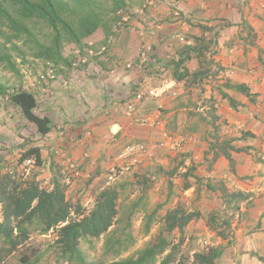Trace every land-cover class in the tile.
<instances>
[{
  "label": "crops",
  "instance_id": "crops-1",
  "mask_svg": "<svg viewBox=\"0 0 264 264\" xmlns=\"http://www.w3.org/2000/svg\"><path fill=\"white\" fill-rule=\"evenodd\" d=\"M147 12L156 24L144 22L135 15L117 34L110 36L109 31L97 29L91 35L95 40L101 32L103 39L99 43L108 42L106 56L90 57V65L100 70L103 77L79 79L81 87L77 97L84 102L71 99L68 104L72 108L70 122L56 120L51 108L43 110L49 106L43 99L41 110L50 118L51 131L36 142L42 147L37 177L51 178L57 167L62 172L56 152L68 146L76 167L66 193L71 202L82 204L84 199L86 206L93 201L88 208L93 207L96 195L106 186L119 192L118 203L120 198L131 196L133 206L143 199V207H136L139 213L152 203L154 210H168L179 205L187 210L196 209L199 217L184 229L194 246L206 243L212 247L223 246L221 259L230 257L232 264H236L234 261L263 264L251 254L257 252L261 256L264 251V0H155ZM242 21L252 31L250 40ZM202 26L213 28L202 31ZM179 36L186 38L188 45L195 44V37L211 39L215 51L211 56L213 66L219 71L216 74L209 71L207 76L199 72L208 59V47L197 56L190 54L186 65L188 74L181 80L175 79L169 65L166 77L170 78V88L158 98L144 97L140 101L143 112L154 108L161 110V124H138L133 120L136 112L127 113L125 103L142 84L152 86L163 81L159 80V63L177 60L187 47L179 41ZM138 45L148 52L149 67L137 64ZM194 73L196 79L202 77L198 84L188 79ZM171 88L177 90L178 96H170ZM89 101H98V106L92 109ZM212 115L220 127V141L243 134L232 142L238 149L229 150L232 168L222 152L219 151L215 158L207 154L212 140ZM163 130L182 135L184 141L180 151L154 146L153 142L161 138ZM139 140L148 145L150 154H139V166L107 182L105 175L111 166V156L115 157L124 143ZM190 167L193 169L185 178ZM197 178L203 184L219 180V184L230 191L250 192L240 207V215L235 214L231 220V236L222 238L208 230L206 218L221 207L220 192L195 182ZM169 179L173 183L170 194ZM185 182L189 183L187 187H184ZM130 184L137 193H127ZM158 191L164 193L162 201L156 203L152 196H157ZM122 193L126 194L122 196ZM47 260L57 261L42 258L38 262Z\"/></svg>",
  "mask_w": 264,
  "mask_h": 264
},
{
  "label": "trees",
  "instance_id": "trees-1",
  "mask_svg": "<svg viewBox=\"0 0 264 264\" xmlns=\"http://www.w3.org/2000/svg\"><path fill=\"white\" fill-rule=\"evenodd\" d=\"M126 4V0H0V35L4 37L5 42H9L10 49L18 54L23 55V48H26L32 56L43 58L45 61L65 62L67 60L60 53V47L65 39L79 46L81 41L97 28L101 27L107 33L111 23L119 16L118 10L124 9ZM36 23L48 28L46 39H40L37 36L33 26ZM242 25L249 35V40L252 39L249 25L244 22ZM1 26H5L9 32L2 30ZM212 28L202 26V31ZM194 41L193 46L189 45L181 51L177 60H168L162 64L164 69H168L171 64V73L176 75L177 80L187 75L188 70L185 65L190 54L193 56L202 54L212 42L211 39H205L202 36L195 37ZM2 47L0 44V61H5L11 69L17 71L11 59L12 54L3 52ZM206 63L209 64V61ZM207 71L206 66L199 72ZM192 75L194 76L191 78L195 81L196 73ZM200 79L201 77L197 78V80ZM5 91L6 87L0 83V94ZM241 91L247 92V90ZM10 100L13 105L19 107L28 125L33 128L34 137L28 146L24 147L25 143H22L20 153L12 156V159L5 162L3 157L0 158V171L5 168L3 172H0V216L2 217L0 220V264H4L9 255L16 250L21 253L18 258L21 264L27 262L36 264L46 252L57 254L67 261V264H156L157 262L170 264L174 261V249L177 244L165 254L164 252L172 244L171 237L175 231L179 239L185 237L184 229L188 222L199 217L197 210H186L180 205L166 210L160 217L163 220L162 227L152 241L138 248L135 254L117 259L134 240L128 216L121 220L125 221L124 225H121L122 222L117 218L121 208L117 206L119 192L114 188L102 189L96 195L93 207L87 211L80 203H72L66 198V187L57 168L53 170L50 178L52 187L41 186L42 179L37 177L38 169L31 168L26 160L33 158L36 165H40L42 156L40 148L42 147L36 143L38 141L36 135L38 133L45 135L51 131L50 118L36 113V97L31 90L20 88L10 95ZM242 136L243 134L220 141L219 136L212 132L207 154L215 158L219 151L222 152L230 161L232 168L233 162L229 150L238 149L232 145V142ZM205 160L209 159L205 156ZM262 160L264 162V158ZM25 169H28L26 175H24ZM191 169L193 168L190 167L185 172V178L188 176V171L191 173ZM170 175H173V171ZM197 179L195 182L203 184L200 178ZM216 181L218 183L207 181L203 185L212 191L220 192L219 197L223 208L211 212L206 224L210 230L217 231L221 237H226L225 231L230 230L232 216L240 210V204L246 201L250 194L240 190L230 191L224 184H219V180ZM188 184L185 182L184 187ZM167 188L170 194L173 188L170 179L167 181ZM141 200L131 206L130 215L136 213L137 205L143 207ZM155 213L156 211H153V214ZM149 219L152 218L149 217ZM149 224L148 221L143 228L149 229ZM112 225L114 226L110 228ZM51 229L55 232V237L45 250L40 249L41 244L33 246L28 244L31 234L41 236ZM101 235L105 236L103 243L105 251L111 252L115 258L107 262L100 260L87 262L79 246L80 241H87L89 245H92L91 237L98 238ZM223 251V246H220L194 252L190 264H217ZM33 256H35L34 259L30 260ZM258 259L264 263V257L258 256ZM176 264H185V261L178 259Z\"/></svg>",
  "mask_w": 264,
  "mask_h": 264
},
{
  "label": "rangeland",
  "instance_id": "rangeland-1",
  "mask_svg": "<svg viewBox=\"0 0 264 264\" xmlns=\"http://www.w3.org/2000/svg\"><path fill=\"white\" fill-rule=\"evenodd\" d=\"M148 1L149 0H126V6L129 8H139L143 5L149 4ZM33 26L34 31L40 39L47 38L46 35L48 28L46 26H40L39 23L33 24ZM1 28L2 30H6L7 32H9V30H7L5 26H1ZM91 35L85 37L81 41L80 46H77L75 43L67 41L65 39L60 47V53L67 61H61L59 65H53L52 63L47 64L43 58H37L32 56L31 52L28 51L26 48H23V55L16 53L13 49H10L9 42H5L4 37L0 35V44L3 46V52H10L12 54L11 59L15 67L17 68V71H15L14 69H11L5 61H0V83L6 87V92L0 94V158L3 157V161L6 162L9 159H12V156H16L18 153H20L19 147L21 148V144L25 143L26 145L30 143L32 137H34L33 128L28 125V121L21 114L19 107L11 103L8 97L9 94L16 91L18 87L31 90L35 94L36 101L38 102V108H36L37 114L43 115V110L51 108V115L55 117L56 120H65V122L68 123L71 121L70 112L72 108L68 106V104L71 102V99L74 100V102H84L82 101V99H79L77 97V94L80 92L79 88L81 87L79 85V79H82L84 77H97L98 79H100L101 77H103L102 72L96 69L95 67H92L90 64L92 61L91 58H93V56L99 57L107 55H104L106 50L100 51L101 46L104 45L105 42L99 43L103 39V35L101 32H99L95 40L92 38L93 35ZM86 46L92 47L88 48ZM90 55L91 58L89 57ZM83 87L84 85H82V88ZM61 89H64L66 91H61ZM43 99H45V101L49 105L46 106L44 109L43 104H41L43 102ZM88 103L90 105L92 104V109L98 106V101H89ZM53 106L56 107L57 110H54ZM72 106L74 105H71V107ZM39 135V133L36 135L39 137H36V139L43 138V136L41 137ZM53 155H56V153L54 152ZM2 170H5V168ZM2 170L0 172H3ZM24 174L26 175V171L24 172ZM130 192L131 194L137 193V191L134 190L133 184H130L129 188L127 189V193ZM163 193L164 192L160 193L158 191L157 196L153 195L152 199L157 201L156 203L162 201ZM125 194L126 193H122V196H124ZM177 196L181 197L179 193L177 194ZM82 201V205H84L85 200L83 199ZM92 203L93 201L88 202L85 206V209H91V207L88 208V206ZM241 204L240 206H242L244 203L242 205ZM168 205H170V202L167 203L166 206ZM131 206V196L122 199L120 213L117 218H119V220L121 221L126 219L128 216L129 222L132 226V235L134 236V240L131 244H129L127 249L123 251L117 258H121L132 253L135 254L138 248L143 247L144 244L149 242L150 240L152 241V239L157 234V231L159 230V228L162 227L163 224V220L160 219V217L164 214V211L166 210H154L152 203L150 204V206L146 205V207H144L143 212H136L133 215H130L129 213L131 210ZM153 211H156V213L153 214ZM240 212L241 210L235 212L234 215H240ZM234 215L232 216V218L234 217ZM149 217H151L152 219H149ZM148 221L150 223L149 229L145 230L143 227L148 224ZM124 223L125 221L120 224L124 225ZM212 232H216V235L221 237L219 234H217V231ZM54 234V232H51L49 236L45 237L36 234H31L28 244L30 246L41 244V248H44L46 244L54 238ZM104 238L105 236L103 235L98 238H91L92 245H89L88 242H80V248L84 252L87 262L92 263L97 260L107 262L115 258L113 257L111 252L105 251L103 245ZM171 238L172 244H170L164 252L165 254L172 248L173 245L177 244V247H175L174 249L175 259L170 264H176V261L178 259L184 260L185 264H190L192 260L193 251L196 250L197 247H199L198 250L200 251L202 249H206L208 247L213 246L210 243L194 246L195 244L192 242L191 239H189L188 241H184L185 237L179 239L177 231H175ZM217 247L219 248V246ZM255 253L257 254V252ZM20 256L21 253L16 250V252L9 255L8 264H21L18 262V258ZM50 256L54 258L53 254H51ZM261 256L264 257V251L262 252ZM234 262H236V264L238 263V261ZM36 264L65 263H54L47 260L43 263L37 262ZM156 264H158V262ZM217 264H232V260L230 257L229 259H225L224 257H222V259L217 261Z\"/></svg>",
  "mask_w": 264,
  "mask_h": 264
},
{
  "label": "clouds",
  "instance_id": "clouds-1",
  "mask_svg": "<svg viewBox=\"0 0 264 264\" xmlns=\"http://www.w3.org/2000/svg\"><path fill=\"white\" fill-rule=\"evenodd\" d=\"M162 1H167V2H173V0H162ZM153 1L152 0H149L147 5H143L142 7H135V8H129V7H125L124 9L122 10H118V15L117 16V19L115 21H113L110 25V29H109V32H110V36L113 35V34H117L118 32L121 31L122 27L124 26V24L126 22H128L132 16H138L142 21L144 22H147V23H150L152 22L153 24H156V21L154 20H151L150 16H149V13L147 12L148 10V6L152 3ZM127 5V4H126ZM244 22V21H242ZM241 22V23H242ZM248 25V24H247ZM101 28V27H100ZM100 28H97V29H100ZM96 29V30H97ZM102 29V28H101ZM104 30V29H102ZM94 33V32H93ZM92 33V34H93ZM248 34V33H247ZM252 35V31L250 33ZM90 36V35H89ZM109 39V38H108ZM248 39H249V35H248ZM179 41H182V43H184L186 46H189L186 41V38H184L183 36H179ZM190 41V40H189ZM90 43V42H89ZM108 42L105 41V44L101 46L100 48V51H103V50H106L107 49V44ZM190 43V42H189ZM81 45V43H80ZM79 45V46H80ZM193 46V45H191ZM88 48H91L92 46H86ZM208 59L207 61H209V64H207L205 61L204 62V65L202 67H208V71H210V73L212 74H216L218 71H219V68H215L214 69V63L212 62V57L214 55V50H213V45H212V42H211V45L208 47ZM83 51V50H82ZM106 52V51H105ZM137 52L139 53V55L136 57L137 59V64L140 65V67H149V64L151 63V58L150 56L148 55V52L143 48L141 47L140 45H138V50ZM91 57V55L89 56ZM171 60V59H170ZM47 64L48 63H52L53 65H59V63H54L52 61H45ZM163 63H159V66L161 67V70L158 72L160 73L159 74V80H163L162 82H159L155 85H146V84H142L138 89L137 91L135 92V94L132 96V98L130 100H128L126 103H125V109L127 111V113L129 114H132L134 112H136V117L133 118L134 122L138 123V124H146L148 126H156V125H160L161 124V120H160V115H161V110L159 108H154V109H151V110H148L147 112H143L141 111V108H140V101L144 98V97H152V98H158L161 96V94L163 93V91L166 89V88H170V85H169V79L170 78H167L166 77V72H167V69H164V67L162 66ZM154 65L157 66V63L154 62ZM171 65V64H170ZM186 65H187V62H186ZM185 65V68L187 69ZM61 67V66H60ZM201 67V68H202ZM200 68V69H201ZM188 70V69H187ZM207 72H205L203 75L204 76H207ZM188 74V73H187ZM176 76V75H175ZM186 76V75H185ZM184 76V77H185ZM183 77V78H184ZM181 78V79H183ZM176 79V78H175ZM180 79V80H181ZM188 79H190V82H195L198 84L199 80H193L191 78V76H188ZM202 79V77H201ZM200 79V80H201ZM177 80V79H176ZM196 85V84H194ZM194 85H191V86H194ZM22 87H18L16 89V91L18 89H20ZM153 89L155 90V93L156 94H151L149 91ZM28 90V89H26ZM14 91V92H16ZM6 92V91H5ZM4 92V93H5ZM13 92V93H14ZM11 93V94H13ZM9 94V100H10V95ZM139 95V97H138ZM170 96L174 97V96H178V93H177V90L174 89V88H171L170 89ZM11 101V100H10ZM37 102V101H36ZM36 108H38V102H37V106ZM36 110V109H35ZM142 112V113H141ZM215 120V117L214 115L211 116V119H210V124H211V131L214 132V133H219L220 131V127L218 128L217 127V124L214 122ZM215 126V127H214ZM214 128H216V130H214ZM218 135V134H217ZM42 136V135H41ZM45 136V135H44ZM41 140V139H40ZM183 137L182 135H179V134H175V133H171V132H168V131H165L163 130L162 133H161V138L160 139H156L153 144L154 146L156 147H159V148H166L167 150L169 151H180L183 147ZM41 142V141H39ZM31 144V143H29ZM38 144H41V143H38ZM127 145H131L132 146V152L131 154L128 156H124L123 158H120L119 155L121 153H123V151L126 149ZM28 146V144L25 145V147ZM21 150V148L19 147V151ZM151 152V150L148 148V145L143 142V141H128L126 143L123 144L122 148H120L117 152V154L115 155V157L111 156V166L109 169H107V174L105 175V179L107 180V182H110L112 179H114L116 176L118 175H121V174H125L126 172H130L132 170H134V168H136L137 166H139L140 164V158H139V154H146V155H149ZM57 155H59L60 157V161L59 164L60 166L62 167L63 171L60 172L61 175H62V182L65 184V193L68 192L69 190V186L72 184V181H73V177L76 172V167H75V162L69 152V147L68 146H62L60 148L59 151L56 152ZM129 157H131L132 159H136L135 160V163L134 164H131L129 166L128 169H124L123 168V165H126V163H128V161L130 160ZM226 157V156H225ZM227 158V157H226ZM228 159V158H227ZM26 163L29 164V166L33 169H37L38 166L36 165L34 159H29V160H26ZM23 167V165H22ZM57 170L60 171V169L57 167ZM26 171V174L28 172V169H25ZM24 171V172H25ZM25 175V174H24ZM42 184L41 186H49L52 187V184H51V181H50V177H42ZM222 184V183H220ZM106 188V186L104 187ZM103 188V189H104ZM107 188H111V187H107ZM241 191V190H240ZM244 192V191H243ZM250 194V192H247ZM67 198V197H66ZM68 199V198H67ZM119 200V196L117 198V201ZM121 202L118 203L117 202V206H121L122 204V199L120 198ZM71 202V201H70ZM246 202V201H244ZM243 202V203H244ZM73 203V202H72ZM242 203V204H243ZM241 204V205H242ZM82 205V204H81ZM84 208L85 206L82 205ZM241 207V206H240ZM92 208V207H91ZM223 208V205L221 204V207L217 210H221ZM90 210V209H89ZM87 210V211H89ZM187 210V209H186ZM193 210H196V209H193ZM135 211L137 212V210L135 209ZM216 211V210H215ZM166 212V211H165ZM213 212V211H212ZM210 214V213H209ZM208 214V215H209ZM207 215V217H208ZM2 219V217L0 216V220ZM233 219V218H232ZM194 220V219H193ZM207 220V218H206ZM190 222V221H189ZM188 222V223H189ZM114 225H112L110 228H112ZM187 226V225H186ZM207 226V224H206ZM208 227V226H207ZM231 227V226H230ZM209 230V229H208ZM213 231V230H211ZM51 232H54L52 229L49 230L48 233L46 234H43L41 236H49V234ZM226 232V231H225ZM55 233V232H54ZM216 233V232H215ZM226 236H231L232 233H231V230H228L226 233ZM185 235V234H184ZM104 236V235H103ZM54 237H55V234H54ZM93 238V237H91ZM222 238H225V237H222ZM189 238H187L185 236V240L184 241H188ZM51 242V240H50ZM46 244V246L44 248H41L42 246H40V249H46L49 245V243ZM81 242V241H80ZM84 242H87V241H84ZM79 246H80V243H79ZM215 248V247H213ZM196 250L193 251V253L195 252ZM199 251V250H197ZM196 251V252H197ZM53 254L54 255V258L57 260L55 261V263H62L64 262L65 264H67V261H64V259L60 258L57 254L55 253H52V252H46L44 257L43 258H48V257H51L50 255ZM47 256V257H46ZM120 256V255H119ZM251 256H255L257 259H258V254L254 253V254H251ZM35 256L31 257L30 260H33ZM263 257V256H262ZM52 258V257H51ZM42 259V258H41ZM119 259V258H117ZM259 260V259H258ZM260 261V260H259ZM8 262V259H6V262ZM261 263H263L262 261H260ZM39 263V262H38ZM25 264H30L29 262L25 263ZM264 264V263H263Z\"/></svg>",
  "mask_w": 264,
  "mask_h": 264
},
{
  "label": "built area",
  "instance_id": "built-area-1",
  "mask_svg": "<svg viewBox=\"0 0 264 264\" xmlns=\"http://www.w3.org/2000/svg\"><path fill=\"white\" fill-rule=\"evenodd\" d=\"M151 94H156L155 93V90H153V89H151L150 91H149ZM138 97H139V95H138ZM131 152H132V146L131 145H127V147H126V149L123 151V153H121L120 155H119V157L120 158H123L124 156H126V155H130L131 154ZM129 161H128V163H126V165H123V168L124 169H128L129 168V166L131 165V164H134L135 163V160L136 159H132L131 157H129Z\"/></svg>",
  "mask_w": 264,
  "mask_h": 264
}]
</instances>
